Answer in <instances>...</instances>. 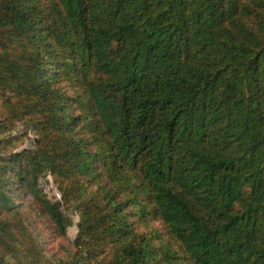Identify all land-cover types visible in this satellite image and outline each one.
Masks as SVG:
<instances>
[{
    "label": "trees",
    "instance_id": "1",
    "mask_svg": "<svg viewBox=\"0 0 264 264\" xmlns=\"http://www.w3.org/2000/svg\"><path fill=\"white\" fill-rule=\"evenodd\" d=\"M53 1L47 23L39 0H0V83L27 74L20 92L34 95L33 110L75 143L49 153L37 140L27 162L45 169L74 160L94 177L97 154L74 139L76 117L54 81L57 63L48 62L57 40L77 69L111 171L137 172L185 264H264V0ZM12 37L35 47L25 68L7 51ZM14 115L0 117V129ZM12 195L0 180V264L85 263L83 239L107 215L85 205L71 248L48 257ZM60 206L41 201L63 236L70 220ZM118 218L104 229L121 243L107 264H154L149 244L131 239Z\"/></svg>",
    "mask_w": 264,
    "mask_h": 264
},
{
    "label": "rangeland",
    "instance_id": "2",
    "mask_svg": "<svg viewBox=\"0 0 264 264\" xmlns=\"http://www.w3.org/2000/svg\"><path fill=\"white\" fill-rule=\"evenodd\" d=\"M53 4V0H39V7L47 23L55 19ZM237 16L239 23L252 19L251 16ZM4 43L10 58L24 68L28 57L36 52L35 47L23 37H12ZM50 51L54 55L48 62L55 61L58 66L54 70V81L66 96L69 112L76 117L75 125L70 131L73 132L74 139L83 140L85 150L96 153L97 156L90 159L94 161L91 168L94 177L82 173L74 160L61 167L56 166L59 163L57 161L55 165L49 164L45 169H40L35 164L30 165L27 159L37 156L32 152L38 147L37 140H40L41 150L49 153L61 148L71 151L75 143L69 144V132H62L55 126L48 127L44 111L33 110L31 102L36 99L34 95L20 92V84L25 85L27 74L20 72L18 79L10 80L6 85L0 83V117L6 118L12 111L15 114L12 118L9 117L12 122L0 129V137L5 146L0 151V166L3 167L0 180L5 189L13 194L15 205L22 216L31 221L29 230L40 236L43 254L51 257L59 252L67 253L71 248L70 242L78 233L80 211L87 205L107 216L98 231L83 239L87 250L84 264H107L120 247L121 243L115 240V236L111 237L104 230L112 225L117 214V224L126 227L131 239L139 245L149 244L146 251L151 252L154 264H185L186 256L181 243L159 218L147 192L138 189L141 179L137 172L130 171L127 176L122 177L111 171L109 160L104 155L105 139L96 128L80 77L69 54L57 40L52 41ZM93 76L95 75L91 73L90 78ZM20 152L23 153L22 159L9 161L10 154ZM43 200L61 203L60 209L70 220L63 236L56 234L45 218L41 209ZM17 247L24 251L25 247L21 242H17ZM4 248V253L8 255L9 247L6 245ZM173 256L176 259L174 262Z\"/></svg>",
    "mask_w": 264,
    "mask_h": 264
}]
</instances>
